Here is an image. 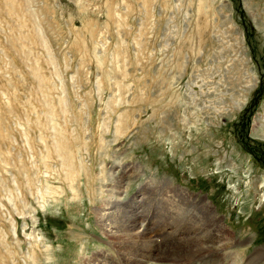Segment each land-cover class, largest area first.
<instances>
[{"label":"rangeland","instance_id":"1","mask_svg":"<svg viewBox=\"0 0 264 264\" xmlns=\"http://www.w3.org/2000/svg\"><path fill=\"white\" fill-rule=\"evenodd\" d=\"M113 166L159 252L215 214L264 264V0H0V264H126Z\"/></svg>","mask_w":264,"mask_h":264},{"label":"bare ground","instance_id":"2","mask_svg":"<svg viewBox=\"0 0 264 264\" xmlns=\"http://www.w3.org/2000/svg\"><path fill=\"white\" fill-rule=\"evenodd\" d=\"M109 170H110V177H109L110 185L108 187H110V186L111 187L106 189L107 183H105V181H101V185L98 187L99 193L102 194V190H103L102 188H104V187H105L106 191L105 190L103 191L102 195H104V196H103V198L100 199L101 200V206L99 205L97 207V215H98L100 223L103 226V231H105V232L108 231L107 232L108 234H109V232L112 233L113 238L117 241V243L120 246L124 247V250L126 252H127V250L132 251L133 249L136 251V253L134 255H127L128 253L126 255H124V257H126V264H149L153 261V259H155V256H157V255H158L160 261H164V260L168 259L171 261L172 260L176 261V264H179L180 262H182V264H189L190 262L187 263L188 261L194 260V262H192V263L196 264L198 261L203 263V261L207 260L208 257H212L213 255H216V254L219 256V258L216 260H219L221 262V264H223L222 263L223 259L230 258V257H231L230 264H240V262L237 263V258H240L237 252L226 251L228 248H231L233 246V244L235 243V241H234L235 239L232 237H229L230 232L228 230V227L224 223H221V220L218 219L217 217H215L216 216L215 214L212 215L213 216L212 227L215 226L217 228L212 229V231L214 233H212L211 235H208L206 240H203L202 236H200L199 234L198 235L194 234L193 238L198 240V242H197L198 245H195L196 247H191L189 250H186V251H183V250L181 251L178 248V251L174 252L173 248H171L169 246L168 248L163 249L162 252H159L158 251V245H157L155 239H153L152 236L150 235V232L148 231V226H146L144 224V221L140 222L139 219L136 218L137 216H135L134 214H129V215L125 214V212H127L126 210H127L128 205H127V200L125 201V198H124V190H123L124 178H123V176L119 175L120 176L119 177L117 175L116 166H113V168H110ZM121 175H123V173ZM100 179L103 180L102 178H100ZM196 204H198V203L196 202ZM201 205H199V206H201ZM191 216H193V215H191ZM116 217L119 219H117ZM120 217L121 218L124 217L125 221L123 219L120 221ZM207 220L208 219H206V221ZM199 223H201V222H199ZM208 223H209V221H208ZM118 224H120L121 227H119ZM144 225L146 226V228ZM199 226H200V224H199ZM194 228L195 227H193V229ZM208 230H210V229H208ZM105 232H103V233H105ZM169 233H167V234H169ZM171 233L173 234V232H171ZM202 235H204V234L202 233ZM132 241H135L136 243H138L136 246H134V248H132V246H131ZM187 244H188V242H187ZM170 245H171V243H170ZM187 246H189V245H187ZM121 249H123V248H121ZM137 250H138V252H137ZM157 251H158V253H157ZM160 251H161V249H160ZM107 254L106 253L104 254L102 252H96V253H93L91 255L84 256V260L82 259L83 261L81 262V264H113L111 261V258H109L110 255L108 256ZM179 254L180 255L188 254V259L184 258V261H179L180 259L178 258V260H177L176 258L178 256L180 257ZM259 254H260V252H259ZM255 256H258V253ZM37 257H39L38 253L34 252L31 256V259H33L34 262L36 263L38 260ZM254 257L252 256V260ZM211 259H215V258L212 257ZM121 260H123V259H121ZM156 264H158V263H156ZM173 264H175V263H173Z\"/></svg>","mask_w":264,"mask_h":264}]
</instances>
